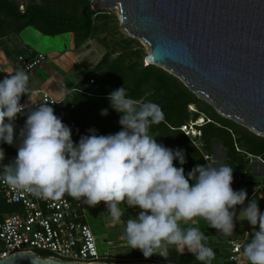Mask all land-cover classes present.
<instances>
[{
  "label": "clouds",
  "instance_id": "obj_1",
  "mask_svg": "<svg viewBox=\"0 0 264 264\" xmlns=\"http://www.w3.org/2000/svg\"><path fill=\"white\" fill-rule=\"evenodd\" d=\"M28 81L24 70L0 81V142L9 146L14 143V121L25 112L20 101ZM107 99L120 115L122 130L97 135L93 129L78 144L48 104L28 110L17 156L3 166L0 179L43 199L68 194L93 208L103 202L116 222L124 215L119 205L138 207L139 215L124 221L122 238L145 259L154 254L165 258L169 247H175L181 254L186 249L201 264H211L215 253L206 245L207 237L191 226L196 218L227 236L236 220L246 221L253 230L240 255L247 264H264V214L252 199L237 216L236 206L245 204L247 192L232 189L233 168L198 165L186 177L183 167L174 166L175 160L186 163L183 151L166 148L149 135L150 127L164 119L159 105L128 98L125 86ZM101 115L107 116L108 110Z\"/></svg>",
  "mask_w": 264,
  "mask_h": 264
},
{
  "label": "water",
  "instance_id": "obj_2",
  "mask_svg": "<svg viewBox=\"0 0 264 264\" xmlns=\"http://www.w3.org/2000/svg\"><path fill=\"white\" fill-rule=\"evenodd\" d=\"M160 67L220 115L264 137V0H97ZM0 264H85L25 251ZM87 264H164L145 260Z\"/></svg>",
  "mask_w": 264,
  "mask_h": 264
},
{
  "label": "trees",
  "instance_id": "obj_3",
  "mask_svg": "<svg viewBox=\"0 0 264 264\" xmlns=\"http://www.w3.org/2000/svg\"><path fill=\"white\" fill-rule=\"evenodd\" d=\"M23 5V10L20 11L18 0H0V32L17 33L25 27H33L46 36L72 33L78 45L93 38V34L97 32L93 20H99L103 15V11L91 9L93 5L88 0H40L39 3L30 0ZM4 26L6 31L2 30ZM126 40L130 44L134 42L132 39ZM106 46L105 49L108 48ZM113 53L114 51L103 55L95 67L80 80L75 90L66 94L62 107L53 109L54 114L71 129L73 143L78 144L80 138L89 135L93 129L97 135L116 134L122 130L120 115L111 108L107 97L112 91L125 86L128 98L150 101L160 106L164 119L159 124L152 125L149 132L156 133L154 139L164 147L183 151L186 163L181 165L179 160H175L174 166L183 167L186 177L196 166H206L203 160L206 154L203 150L209 152L212 142L217 140L226 149V165L233 168L232 189L244 190L247 183L239 180V177L245 163L234 146L241 143L245 155L264 161V137L257 136L244 127L242 130L237 129L235 121L222 117L209 104L206 105V110L199 109L197 105L200 100L197 96L168 71L153 64L143 66L141 57L135 61L124 50L111 59ZM90 80L92 83H89ZM188 106H191L192 111L188 110ZM194 106H197L195 110ZM104 109L108 110L107 116L101 115ZM201 114L206 119L205 123L204 119L200 120ZM26 119L27 115L22 113L14 121L15 151H6L0 142V149H3L5 157L17 156L20 131ZM196 120L198 124L203 122L197 127L200 137L196 139L202 142L201 147L193 144L179 130L181 125ZM234 136L239 137L235 139ZM252 199L257 201L258 207L264 208L263 201L258 200L254 193L247 192L246 201Z\"/></svg>",
  "mask_w": 264,
  "mask_h": 264
},
{
  "label": "crops",
  "instance_id": "obj_4",
  "mask_svg": "<svg viewBox=\"0 0 264 264\" xmlns=\"http://www.w3.org/2000/svg\"><path fill=\"white\" fill-rule=\"evenodd\" d=\"M103 51L102 48L97 47L87 49L84 44L76 46L72 33L46 36L33 27H25L17 33L0 32V81L6 75L13 74L12 71L18 56L30 58L37 53H43L47 57L46 60L28 74L27 93L43 91L54 98H64L66 94L75 90L80 80L95 67L102 57ZM149 135L152 136V133L149 132ZM249 187L250 185H247L244 188L248 193H250ZM262 192H264V185L261 186V193L257 195V199L264 202V193L262 194ZM249 202L245 201L244 205L236 206L237 216L242 208L247 207ZM84 206L89 209V213L94 218L99 220L101 227L96 236L111 250L110 255L112 251H120L130 255L132 259H128V261H134L135 258L145 260L139 249H131L126 240L122 238L125 227L124 221L137 217L141 211L138 207L127 208L126 205H119L123 209L124 215L121 217L120 222H116L108 214L107 207L103 202L97 205L96 208L98 209L94 211L92 207L85 204ZM258 208L264 214V208ZM84 221L89 225L86 214L84 215ZM181 226L186 228L189 225L182 224ZM191 226L199 228L207 237L205 243L215 253V258L211 264H229L227 258L231 249L230 242L240 240L246 235L251 238L250 234L253 230L252 226L246 221L236 220L233 234L227 236L209 227L207 221L199 217L196 218V223ZM256 230H258V227ZM146 260L152 263L164 264H201L186 249L181 254L176 251L175 247L168 249L165 258L154 254ZM241 261L247 264L242 256Z\"/></svg>",
  "mask_w": 264,
  "mask_h": 264
},
{
  "label": "built area",
  "instance_id": "obj_5",
  "mask_svg": "<svg viewBox=\"0 0 264 264\" xmlns=\"http://www.w3.org/2000/svg\"><path fill=\"white\" fill-rule=\"evenodd\" d=\"M88 1L91 5L95 3V0ZM23 7V3L19 2L20 11ZM46 58L43 53L30 58L18 56L12 72L24 70L29 74ZM63 99L37 91L22 96L20 103L25 105L24 114L27 115L28 110L40 104L59 109ZM200 125L197 121L188 122L181 125L179 130L193 142L200 137L197 128ZM2 175L3 168L0 167V177ZM82 206V200L68 194L59 200L43 199L25 189L7 185L0 179V259L13 253L31 251L63 261L111 263L113 260L110 253L98 252L94 234L84 221ZM249 240L246 235L230 242L227 263L244 264L240 253Z\"/></svg>",
  "mask_w": 264,
  "mask_h": 264
},
{
  "label": "rangeland",
  "instance_id": "obj_6",
  "mask_svg": "<svg viewBox=\"0 0 264 264\" xmlns=\"http://www.w3.org/2000/svg\"><path fill=\"white\" fill-rule=\"evenodd\" d=\"M18 1L24 3V2H27L30 0H18ZM34 1H38V3L40 2V0H34ZM91 9H94V8L91 7ZM99 11H103L102 12L103 15H101V17H102L101 19L93 20V25L97 29V32L93 34V38L90 40H87L85 42L79 43L77 45V40H76L74 34H72L74 37L75 45L79 46L80 44H84V45H86L87 49L88 48L92 49V47L93 48H96V47L102 48L104 50L102 52L103 54H101L102 57L107 52H113L114 51V53L111 55V59L114 58L118 52H120L121 50H124L127 53H130V55L132 56V59L135 61H138L140 59L139 57H141L140 61L142 62L143 66H145L147 64L145 61V57L147 54L146 46L143 44L142 41H140L139 39H136V38H132L131 36H129L125 32V30L120 25V21H119L118 16H117L116 9H112V10L107 9V10H99ZM2 30L6 31L7 29L4 26L2 28ZM126 39H128V40L132 39L134 42L130 44L127 42ZM105 46L108 48L105 49L104 48ZM101 58H100V60H101ZM95 83L96 82H94L93 85H95ZM197 98L200 100V102L197 105L198 108L201 110H206V107H207L206 105H208V103L199 97H197ZM196 107L194 106L193 110H195ZM188 110L192 111L191 106H188ZM199 117L201 118L200 119L201 121H203V119H204V123L206 122V119L204 118L203 114L199 115ZM190 118H192V117H190ZM202 123H201V125H202ZM236 124H237V126H236L237 129H239V130L243 129L242 128V127H244L243 125H241L239 123H236ZM245 129H247V128H245ZM155 135H156V133H152V137ZM255 135H257V134H255ZM238 137L239 136H234L235 139ZM193 142H194L193 144H195L196 146L201 147V143H202L201 141L196 140ZM3 147L6 151H15L17 149V147L15 146L14 143L11 146H9L6 143H3ZM234 147H235V151L239 152L241 157H243V161L245 163L243 165V172H242V175L239 177V180L244 181L245 183H247V185H250L248 190L250 191V193L253 192L257 196L259 193H261V186L264 185V161L258 157H254L251 155H245L244 154L245 152H244L243 147L241 146V143L240 144L237 143ZM203 153L206 154V155H204L203 160L206 162V165H209V166L218 167L220 165H226V163L228 161L227 155H226V149L217 140H214L212 142L211 150L209 152L203 150ZM15 158H16L15 156H6V157L4 156L3 161H0V167L9 165L10 163H12L14 161ZM247 185H245V186H247ZM245 186H244V188H245ZM263 193L264 192H262V194ZM96 209H98V208L94 207L93 211ZM82 211H83L84 215L86 214L87 221L90 225L89 227L91 228V230L94 234L95 241H96V248H97L98 252L110 253L111 250L106 246V244L103 241L101 242L100 240H98V238L96 236L99 232L98 230H100V227H101L99 220H97V218H94L89 213V209L87 207L85 208L84 203L82 206ZM111 258L113 260L112 262H122V261H128V259H132L128 253L124 254V252H120V251H112ZM133 260H138V258L137 259L135 258Z\"/></svg>",
  "mask_w": 264,
  "mask_h": 264
},
{
  "label": "bare ground",
  "instance_id": "obj_7",
  "mask_svg": "<svg viewBox=\"0 0 264 264\" xmlns=\"http://www.w3.org/2000/svg\"><path fill=\"white\" fill-rule=\"evenodd\" d=\"M146 63L149 64L148 61H146Z\"/></svg>",
  "mask_w": 264,
  "mask_h": 264
}]
</instances>
